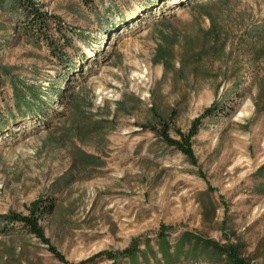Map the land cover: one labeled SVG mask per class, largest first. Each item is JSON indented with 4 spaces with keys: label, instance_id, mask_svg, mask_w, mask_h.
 Returning a JSON list of instances; mask_svg holds the SVG:
<instances>
[{
    "label": "rangeland",
    "instance_id": "rangeland-1",
    "mask_svg": "<svg viewBox=\"0 0 264 264\" xmlns=\"http://www.w3.org/2000/svg\"><path fill=\"white\" fill-rule=\"evenodd\" d=\"M33 1L62 56L0 11V215L51 200L40 224L73 264L155 251L160 232L229 238L264 264V0ZM213 105L196 166L148 130L156 113L186 132ZM0 264L62 263L0 220Z\"/></svg>",
    "mask_w": 264,
    "mask_h": 264
},
{
    "label": "trees",
    "instance_id": "trees-1",
    "mask_svg": "<svg viewBox=\"0 0 264 264\" xmlns=\"http://www.w3.org/2000/svg\"><path fill=\"white\" fill-rule=\"evenodd\" d=\"M83 2L88 7V3L85 0ZM0 11H8L16 23L23 22L22 34L35 46L43 42L49 49V53L60 59L62 54L54 52L56 49L50 34L51 26L48 24L49 19L56 21L57 24L59 21L57 18L42 12L40 4L33 0H0ZM258 93V96H261L264 92L261 90ZM216 108V105H213L205 109L199 117L191 122L186 132L173 130V135L170 133L168 121L154 113L148 122V130L165 146L180 153L191 166H196L197 160L192 149V141L202 128L203 121L210 119L216 112ZM1 131L2 127H0ZM263 170L264 166L258 170V173ZM52 210L53 202L47 198L39 197L29 205L26 216L18 214L0 215V220L21 224L30 235L47 246L48 251L57 261L62 264H73L67 262L64 256L50 245L49 239L45 236L40 224L42 218L51 213ZM166 235L165 232H160L155 251L150 247L149 242H144V250H140L137 240H133L122 251H103L76 264H96L102 260L110 261L111 264H119L121 260H127L130 264H149L150 260L158 264H171L175 261H200L205 264H254L250 258L242 256V245L238 242H231L229 238H224V243H219L213 240H203L184 232L171 243L167 240Z\"/></svg>",
    "mask_w": 264,
    "mask_h": 264
},
{
    "label": "bare ground",
    "instance_id": "bare-ground-1",
    "mask_svg": "<svg viewBox=\"0 0 264 264\" xmlns=\"http://www.w3.org/2000/svg\"><path fill=\"white\" fill-rule=\"evenodd\" d=\"M173 2H175V1H173Z\"/></svg>",
    "mask_w": 264,
    "mask_h": 264
}]
</instances>
